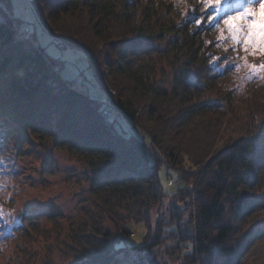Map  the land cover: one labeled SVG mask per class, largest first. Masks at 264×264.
Segmentation results:
<instances>
[{"label": "trees", "instance_id": "16d2710c", "mask_svg": "<svg viewBox=\"0 0 264 264\" xmlns=\"http://www.w3.org/2000/svg\"><path fill=\"white\" fill-rule=\"evenodd\" d=\"M33 2L54 38L83 52L109 104L65 78L63 59L39 41L19 37L15 25L24 19L12 15V0H0V149L32 139L76 152L94 174L90 203L66 227L53 217L45 228L30 213L15 264L39 261L31 246L38 238L64 236L67 264H153L165 244L185 264H245L264 232L252 231L264 182V83L241 89L224 81L220 69L234 45L217 40L209 19L239 4L226 0L218 12L201 0ZM154 48L177 69L170 87L157 81L155 61L133 64ZM109 107L119 117L106 116ZM164 166L176 172L172 191L161 180ZM131 223L145 226L133 244ZM7 230L2 223L0 237Z\"/></svg>", "mask_w": 264, "mask_h": 264}, {"label": "rangeland", "instance_id": "374dc122", "mask_svg": "<svg viewBox=\"0 0 264 264\" xmlns=\"http://www.w3.org/2000/svg\"><path fill=\"white\" fill-rule=\"evenodd\" d=\"M224 1L226 0H220L218 12L223 10ZM256 7L259 11V5ZM218 12L215 15L219 14ZM11 13L30 25L29 31L20 33L21 22L16 23L15 28L19 37L34 43L39 41L50 55L63 59L61 74L73 80L79 90L104 103L109 101L106 92L93 79L91 70L86 68L83 52L68 47L54 38L46 29V23L39 15L33 0H12ZM4 19L0 13V23ZM220 27L223 28L224 25ZM156 45L160 47L159 44ZM160 54L157 48L139 53L133 64L137 66L143 59V61L146 59L155 61L157 81L163 86L170 87L177 69L171 68ZM262 64H264V56L258 48L253 51L250 47L249 51L245 52L242 44H238L234 45L228 58L223 60L220 71L221 75H225L224 81L243 89L253 82L264 83V70L259 68ZM251 65L257 66L256 71H253ZM249 75H251L250 79ZM105 111L108 117H119L116 108L109 107ZM120 120L124 123L122 119ZM261 120L264 123V113ZM9 146L4 150L0 149V160L6 168V172L0 173V200L4 201V204L0 203V218H2L0 225L5 223L8 227L7 233L0 237V264H15L22 259L19 250L24 240L19 237V230L20 226L28 224L34 218L29 216L30 213H39L37 218L45 228L52 227L53 217H58L66 227L82 215L91 201L93 190L91 181L94 174L76 152L53 148L52 145L43 148L38 141L32 139L31 142L26 140L19 150H16L12 144ZM163 168L162 183L165 189L169 187L172 191L176 172L171 169L168 171L165 166ZM167 198L173 197L168 195ZM258 199L262 204L257 206V212L254 214L252 231L261 232L264 231V182ZM131 226L135 229V233L130 237L129 243L133 244L141 240L145 226L143 223H131ZM31 246L37 247L42 252L39 261L35 264H46L49 260L57 261L59 264L69 262L66 252L70 250V241L65 236L51 241L38 238ZM171 248L165 244L161 248L160 257L153 264H185L184 257L180 259L178 256L177 248ZM49 250H51L50 254ZM244 263L264 264V232L251 243Z\"/></svg>", "mask_w": 264, "mask_h": 264}, {"label": "snow or ice", "instance_id": "6c2138e0", "mask_svg": "<svg viewBox=\"0 0 264 264\" xmlns=\"http://www.w3.org/2000/svg\"><path fill=\"white\" fill-rule=\"evenodd\" d=\"M233 3L239 4V7L233 8L232 14L219 20L214 17L209 18L215 21V27L220 31L217 40L222 42L230 39L233 45L242 44L245 52H248L251 47L253 51L258 48L261 54H264V0H233ZM219 4L220 0H201V7L205 10L218 8ZM257 5H259V11ZM221 22L224 25L223 28L220 27ZM196 23L199 25L201 21L197 20ZM225 32L228 33L227 36ZM250 67L256 71L257 66ZM259 68L264 70V64ZM248 78L250 79L251 75Z\"/></svg>", "mask_w": 264, "mask_h": 264}, {"label": "built area", "instance_id": "2783aa9c", "mask_svg": "<svg viewBox=\"0 0 264 264\" xmlns=\"http://www.w3.org/2000/svg\"><path fill=\"white\" fill-rule=\"evenodd\" d=\"M29 27H30V25L27 22L22 21L19 24V32L20 33H26L27 31H29Z\"/></svg>", "mask_w": 264, "mask_h": 264}]
</instances>
